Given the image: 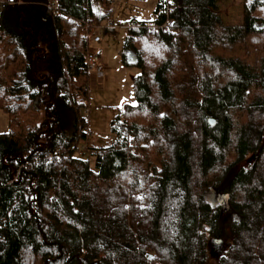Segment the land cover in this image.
I'll use <instances>...</instances> for the list:
<instances>
[{"label":"trees","instance_id":"trees-1","mask_svg":"<svg viewBox=\"0 0 264 264\" xmlns=\"http://www.w3.org/2000/svg\"><path fill=\"white\" fill-rule=\"evenodd\" d=\"M89 1L0 0V264H264V0L235 24L218 0L129 19L134 102L81 151L84 53L113 12Z\"/></svg>","mask_w":264,"mask_h":264},{"label":"rangeland","instance_id":"rangeland-1","mask_svg":"<svg viewBox=\"0 0 264 264\" xmlns=\"http://www.w3.org/2000/svg\"><path fill=\"white\" fill-rule=\"evenodd\" d=\"M113 4V3H112ZM154 0H119L118 3L113 4L112 18L117 25L115 32L101 33V41L96 45L99 49V59L104 65H108L106 72L104 71L103 78L99 85L89 86L87 89L86 108L82 109L83 115L87 119L86 140L82 143L102 146L109 143L112 139V133L109 129V121L113 113L120 106L119 101L121 99L122 87L131 84V76L135 72L134 67H126L121 64L120 57L118 55V49L123 38V26L121 23H127L132 18H145L147 20L153 7ZM218 13L223 14L225 24H235L242 10V0H219L218 1ZM151 16V15H150ZM147 18V19H146ZM148 19V20H149ZM92 44V43H91ZM106 75H109L112 79L110 83L103 84V80ZM131 88V85H130ZM131 90V89H130ZM120 98L118 97V93ZM78 98V97H77ZM127 102V101H124ZM123 103V102H122ZM7 130V114L0 110V132ZM91 165H92V157ZM211 197V192L206 191L204 199L211 202L214 207L218 203L217 199ZM229 209L227 206H223V211ZM222 211V212H223ZM237 215L232 213L222 217L219 223H223L227 220L236 219ZM210 246L214 251H219L217 245L212 244ZM156 264H160L156 262Z\"/></svg>","mask_w":264,"mask_h":264},{"label":"built area","instance_id":"built-area-1","mask_svg":"<svg viewBox=\"0 0 264 264\" xmlns=\"http://www.w3.org/2000/svg\"><path fill=\"white\" fill-rule=\"evenodd\" d=\"M7 2H16V0H6ZM118 0H110L111 3H117ZM163 4L164 9L168 8L170 0H160ZM155 18V13H151L148 27L149 29H166L167 24L170 22V18L165 17L160 22H152ZM151 21V22H150ZM128 23L122 24L123 27L127 26ZM117 26L112 17L106 19L103 23L98 24L96 27V32L91 35V42L96 43L100 40L101 37V28L103 27H115ZM84 69L86 71L87 81L85 84V89L87 90L89 86L99 85L103 78V64L98 60V52L92 46H88L84 53ZM76 97H79V94L76 93ZM87 98V97H86ZM86 98H82L86 101ZM85 149V145L81 144L80 150L83 151Z\"/></svg>","mask_w":264,"mask_h":264},{"label":"crops","instance_id":"crops-1","mask_svg":"<svg viewBox=\"0 0 264 264\" xmlns=\"http://www.w3.org/2000/svg\"><path fill=\"white\" fill-rule=\"evenodd\" d=\"M119 1V0H118ZM118 1H117V3H118ZM131 1V0H130ZM158 0H154V4H153V7L151 8V11H150V14H149V17H150V15H151V13H152V10H153V8H154V6L156 5V2H157ZM219 1V0H218ZM218 1H217V6H218ZM114 4H116V3H114ZM89 5H90V7L93 9V10H97L98 9V5H97V2L95 1V0H90L89 1ZM84 7H85V5H84ZM242 12V11H241ZM220 17H221V19L224 21V17H223V14H220ZM130 19H132V17L130 18ZM134 19H143V20H145V18H134ZM147 19V18H146ZM149 19V18H148ZM147 19V20H148ZM241 21V13H240V15H239V18L237 19V21H235L234 23H239ZM123 31H124V29H123ZM123 35V34H122ZM101 41V37H100V40L98 41V42H96V43H93V46L94 47H96V45L99 43ZM98 46V45H97ZM99 49H98V60L100 61V59H99ZM118 55H119V49H118ZM120 57V56H119ZM121 62V61H120ZM102 63V62H101ZM103 64V63H102ZM121 64H122V62H121ZM107 66L108 65H104L103 64V75H104V71L106 72V70L107 69H109V68H107ZM126 67H128V68H130V66H126ZM132 77V76H131ZM112 78L111 77H109V75H106V73H105V78H104V80L102 81L103 82V84H105V82L106 83H110V80H111ZM131 88H130V83H129V85H126V86H124V87H122V89H121V92H120V94H121V99H120V101H119V104H121L122 102H124V101H127V102H131V103H133L134 102V98H133V95H132V92H131V90H130ZM118 93V92H117ZM120 94L118 93V97L120 98Z\"/></svg>","mask_w":264,"mask_h":264},{"label":"water","instance_id":"water-1","mask_svg":"<svg viewBox=\"0 0 264 264\" xmlns=\"http://www.w3.org/2000/svg\"><path fill=\"white\" fill-rule=\"evenodd\" d=\"M213 244L215 243V242H212ZM212 243H211V246H212Z\"/></svg>","mask_w":264,"mask_h":264}]
</instances>
